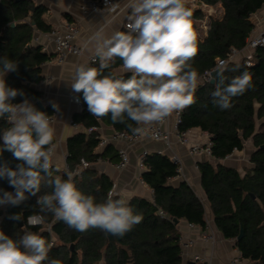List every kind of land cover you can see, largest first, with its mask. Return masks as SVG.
<instances>
[{
	"label": "trees",
	"instance_id": "1",
	"mask_svg": "<svg viewBox=\"0 0 264 264\" xmlns=\"http://www.w3.org/2000/svg\"><path fill=\"white\" fill-rule=\"evenodd\" d=\"M201 2L207 6L220 4L224 14L222 20L211 22L208 35L199 41L198 54L191 62L200 79L205 72L215 69L217 61L224 59L230 49L241 50L244 47L254 30L249 18L264 5V0ZM46 11V7L31 0H0V57L8 56L18 63L17 71L7 73L5 80L8 86L22 90L33 103L41 96L34 88L42 80L41 65L50 59L39 46L31 43L36 32L49 33L52 30L44 19ZM192 14L195 31L194 21L200 19L201 14ZM121 65L122 61L117 59L111 70ZM227 66L236 69L225 72L229 79L248 71L253 87L233 98L232 107L222 111L211 102L214 84H199L194 93L195 103L180 113V130L198 129L205 133L211 141V156L217 161L223 160L233 150L242 151L243 144L251 140L255 151L249 162L253 167L243 176L221 164L198 163L197 169L216 230L225 240L234 241L243 259L264 264V48L256 50L249 67L242 62L228 63ZM129 76L124 74L120 77L127 79ZM23 98L17 96L13 102L19 103ZM79 99L83 110L73 116L75 123L85 129L105 126L115 133L132 134L125 124H113L110 114L100 119L92 116L82 94ZM44 112L51 115L54 111L47 108ZM257 121H261L258 129ZM7 126L6 121L0 120V129ZM100 141L97 132L77 134L68 139L65 162L69 170L78 167L80 160L89 164L108 160L116 164L118 156L112 147L106 146L102 152H94ZM2 143L0 139V145ZM3 163L15 168L19 161L11 152L4 151L0 154V164ZM142 163L145 170L141 178L152 192V201L140 198L129 201L134 212L142 216V221L122 238L113 236V241H108L104 232L97 229L81 233L70 229L63 221H57L51 213H41L37 198L50 191L43 184L41 193L29 195L19 206H0V231L13 238L29 231L49 242L50 236L44 229L50 226L54 244L48 255L61 264H183L176 224L183 220L204 230L203 204L185 182L177 186L168 184L170 179L177 177V167L168 157L149 154L145 155ZM53 174L67 179L62 171L53 170ZM73 178L77 187L95 197L97 202L105 201L113 188L109 178L89 167ZM0 189L14 192L3 178H0ZM17 214L23 221L22 228H18L15 219L10 218ZM34 215L44 216L42 227L27 226V218ZM240 233L241 239L236 241ZM185 264L195 263L187 261Z\"/></svg>",
	"mask_w": 264,
	"mask_h": 264
},
{
	"label": "clouds",
	"instance_id": "2",
	"mask_svg": "<svg viewBox=\"0 0 264 264\" xmlns=\"http://www.w3.org/2000/svg\"><path fill=\"white\" fill-rule=\"evenodd\" d=\"M127 7L126 31L111 35L104 28L95 31L89 43L99 66L80 64L69 85L73 92L82 93L92 116L100 119L110 114L113 124H125L133 135H142L148 127L195 103L200 74L191 62L200 42L186 0H128ZM114 9L115 5L105 0V8L97 11ZM117 59L122 61L123 71L130 73L127 79L111 70ZM17 68L16 60L0 57V120L8 125L0 129V154L11 152L19 161L15 168L0 164V178L14 189H0V206H19L29 195L41 193L43 184L50 191L37 198L41 213H51L81 233L97 229L124 237L142 216L128 200L114 199L111 193L105 201L97 202L77 187L71 172L67 179L53 174L55 130L50 115L38 110L22 90L7 85L6 74ZM235 70L222 62L209 80L214 84L211 102L222 111L232 107L233 98L253 87L246 70L231 79L225 75ZM17 96L24 98L14 103ZM52 107L59 110L55 103ZM10 218L21 219L18 214ZM29 222L43 223L44 216H31ZM50 248V243L33 232L13 238L0 231V264H61L49 258Z\"/></svg>",
	"mask_w": 264,
	"mask_h": 264
},
{
	"label": "crops",
	"instance_id": "3",
	"mask_svg": "<svg viewBox=\"0 0 264 264\" xmlns=\"http://www.w3.org/2000/svg\"><path fill=\"white\" fill-rule=\"evenodd\" d=\"M31 1L36 5H43L46 7L47 11L44 15V19L52 27V30L59 29L66 24H74L79 31L75 43L83 50L82 57L77 58L68 56L63 63L59 64L55 59L54 47L47 36L48 33L36 32L31 42L33 46H39L41 52L48 55L50 58L41 65L42 80L34 85V88L41 94L38 101L43 104L44 111H46L47 108L53 109V103L59 106L58 111L53 109V111H55V119L52 122V126L55 130L53 140L55 145L53 170L56 171L55 169L58 168L59 171H62L65 164L64 157L66 156L67 140L77 134H89L87 132L88 129L83 128L72 119L74 115L79 114L83 110V105L81 103V108H79L71 101L74 98L80 101L79 96L82 93L73 92L69 83L72 81L76 67L80 64H87V58L95 55L94 47L89 43L90 36L100 28H104L108 35H111L115 31H121L123 23L127 18L128 11L121 10L116 14L108 12H100L98 14L89 13L85 16L80 8L81 6H85L89 0ZM186 6L191 9L192 13L199 12L201 14V18L195 20L194 24L198 39L202 42L208 35L211 22L222 20L224 14L223 9L220 4L207 6L203 4L201 0H186ZM261 16L260 10L250 16L249 20L254 26L251 35L264 31V20H262ZM235 62L240 63L239 58ZM113 72H115L117 76L130 74L125 73L121 66L114 69ZM199 84H201V79L198 81V85ZM70 122L74 123L77 127H72ZM260 123L261 121H257V129ZM94 132H97L100 139L106 142L105 147H112L118 156V150L123 148V145L114 139L116 133L111 128L105 126L97 128ZM190 139L193 143H204L206 140H209V137L198 129H193L191 130ZM104 148L98 149L97 147L94 152L100 153ZM254 151L255 148L251 140H247L243 144V150L235 153L230 160L217 161L214 158H207L205 156L192 157L188 154V150L185 146L175 144L172 150L168 151L161 143L144 140L126 148L128 163L123 170H116L114 167L115 163H110L108 160H97L95 163H91L89 168L109 178L113 183L112 190L115 193V197L124 198L128 201L132 198L152 201V192L143 183L141 178L145 169L143 171L139 170V158L143 154H157L166 156L170 160L173 156L179 159L182 166V176L170 179L168 184L170 186H177L180 182H185L203 204L206 222L204 230L189 225L183 220L178 221L176 224L180 234V244L191 243L186 251L181 249L182 263L185 264L187 261H191L193 255H201L209 259L211 264H230L235 255V250L237 249L234 246V241L225 240L214 227L213 214L201 189L197 164L205 162L212 166L221 164L236 170L243 176L246 170H250L253 167L249 162V158ZM205 237L210 238V241H204L203 238ZM246 260H244V263H255Z\"/></svg>",
	"mask_w": 264,
	"mask_h": 264
},
{
	"label": "built area",
	"instance_id": "4",
	"mask_svg": "<svg viewBox=\"0 0 264 264\" xmlns=\"http://www.w3.org/2000/svg\"><path fill=\"white\" fill-rule=\"evenodd\" d=\"M110 6L115 5L114 10H105L104 12H108L111 14H116L121 10H127L129 14V9L127 7L128 0H109ZM105 8V0H97L92 1L89 0L85 6H81V11L83 15H88L89 13H100L101 11H97V9H104ZM261 11V18L264 20V5L260 9ZM128 16V15H127ZM123 23L122 30L126 31V23ZM78 29L74 24H66L59 29L51 30L47 36L54 47V56L57 63H63L68 56H74L80 58L83 56L82 48L78 47L75 43V40L78 36ZM264 48V31H260L254 33L253 35L249 36V38L245 41V45L241 50L230 49L225 58L222 60H218L216 63L215 69L211 71H207L201 77V83H210L211 74L216 70V68L223 62L224 64L228 63H236L235 61L239 58L240 62L244 63L246 67H249L252 64L253 56L256 50ZM98 64V58L93 55L87 58V65L93 66ZM77 107L81 108V102L74 98L71 100ZM181 111H176L172 113L169 117H167L164 121L156 123L150 127H148L147 131L142 135H133V134H126V133H116L114 139L123 145V148L118 150V157L119 162L114 165L116 170H123L127 163H128V156L126 152L127 147H131L141 141L147 140L156 143H161L164 145L166 150L171 151L173 145H181L185 146L188 150V154L192 157L198 156H205L207 158H212L211 156V141L206 140L204 143H193L190 139L191 130L182 131L180 130L181 124ZM51 121L53 122L55 119V111L50 115ZM72 127H77L74 123L70 122ZM96 131L95 128L88 129L87 132H94ZM106 142L101 140L98 144V149L104 148ZM125 147V148H124ZM237 153L236 150H233L231 154L227 155L223 160H230L233 155ZM147 154H143L139 158L138 168L139 170H144V166L142 163L143 158ZM66 160V156L64 157ZM171 161L176 165V173L177 177L182 176V166L176 157H172ZM90 166L89 163L85 162L84 160H80L79 166L76 167L74 170L70 171L66 162L62 168V172L66 174L71 172L73 177L78 175L82 169H86ZM54 169V168H53ZM142 182V181H141ZM111 193L112 197H115V193L113 190L109 192ZM108 194V195H109ZM26 224L28 227H42L43 223H31L29 222V218L26 220ZM46 233L50 236L49 242L51 247L54 244L53 236L51 235L50 226L44 229ZM204 241L209 242L210 238L205 237L203 238ZM181 249L186 251L191 243H183L180 244ZM244 260L239 253L238 250H235V255L232 258L230 264H255L252 262L244 263ZM191 261L195 264H211V261L201 255H193ZM247 261V260H246Z\"/></svg>",
	"mask_w": 264,
	"mask_h": 264
},
{
	"label": "water",
	"instance_id": "5",
	"mask_svg": "<svg viewBox=\"0 0 264 264\" xmlns=\"http://www.w3.org/2000/svg\"><path fill=\"white\" fill-rule=\"evenodd\" d=\"M214 72L211 74V78H212V75H215ZM210 84H213V83H210ZM34 104H35V106H36V108L38 110L44 111V106H43V104L41 102L37 101ZM14 222L17 225L18 228H22L23 227V221L21 219L20 220H14ZM104 234L106 235V238H107L108 241H113V236H111V235H109L107 233H104ZM241 236H242V233H240V235L238 236L236 241H239L241 239Z\"/></svg>",
	"mask_w": 264,
	"mask_h": 264
}]
</instances>
